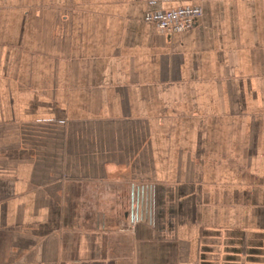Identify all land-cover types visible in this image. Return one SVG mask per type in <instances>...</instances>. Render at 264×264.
Masks as SVG:
<instances>
[{
    "label": "crops",
    "instance_id": "crops-1",
    "mask_svg": "<svg viewBox=\"0 0 264 264\" xmlns=\"http://www.w3.org/2000/svg\"><path fill=\"white\" fill-rule=\"evenodd\" d=\"M0 264H264V0H0Z\"/></svg>",
    "mask_w": 264,
    "mask_h": 264
},
{
    "label": "built area",
    "instance_id": "built-area-1",
    "mask_svg": "<svg viewBox=\"0 0 264 264\" xmlns=\"http://www.w3.org/2000/svg\"><path fill=\"white\" fill-rule=\"evenodd\" d=\"M201 15L202 11L197 7H180L167 11L146 13L143 21L154 25L165 35H172L192 29ZM134 223H136V218L133 216L132 224Z\"/></svg>",
    "mask_w": 264,
    "mask_h": 264
}]
</instances>
